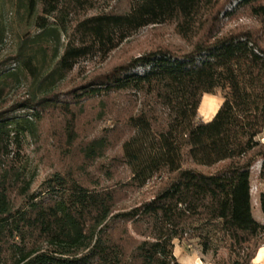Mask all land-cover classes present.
<instances>
[{"label":"trees","instance_id":"1","mask_svg":"<svg viewBox=\"0 0 264 264\" xmlns=\"http://www.w3.org/2000/svg\"><path fill=\"white\" fill-rule=\"evenodd\" d=\"M112 1L20 0L31 26L11 59L18 69L0 67V100L8 78L25 76L30 90L0 106V264H183L177 238L196 240L212 264H254L264 246L252 197L260 160L264 179V26L226 31L222 22L242 9L264 21V0ZM164 24L191 49H152L60 90L84 62L103 63ZM5 38L0 19V46ZM218 91L221 106L202 120L204 95ZM93 101L111 125L78 144V172L58 169L35 189L38 165L26 145L59 113L73 152L76 109ZM158 177L151 197L127 203ZM259 203L264 214V191Z\"/></svg>","mask_w":264,"mask_h":264},{"label":"rangeland","instance_id":"2","mask_svg":"<svg viewBox=\"0 0 264 264\" xmlns=\"http://www.w3.org/2000/svg\"><path fill=\"white\" fill-rule=\"evenodd\" d=\"M124 0L112 1V7L121 8L125 7ZM233 4H228L223 10L221 17L226 12L231 11ZM0 19L6 27V38L0 46V63L3 70L14 71L17 70V64L11 62L15 56L18 43L24 32L30 28L31 22L26 18L25 8L21 6L20 0H0ZM223 26L226 31L238 30L243 28H252L257 30L264 26V21L255 18L251 15L248 9H242L236 12L232 17L223 19ZM33 31L34 29H30ZM34 32V31H33ZM167 47L174 50L186 51L191 49V44L183 40L175 31L174 24L156 25L142 29L137 35L126 41L121 47L115 50L109 59L103 63L97 61H87L80 65L71 77L64 82L60 90L67 91L72 86L81 82L85 78L96 73L104 72L115 65L133 57L140 55L146 51ZM12 87L4 91V96L0 100L1 108H9L17 101L28 96L30 90V81L22 76L20 82H13V78H8ZM14 83V84H13ZM214 96V99L219 103L218 107L223 102L221 91L216 94H209ZM205 97V96H204ZM202 99V102L204 100ZM199 109V117L202 118L206 112L202 106ZM217 107V108H218ZM100 105L98 102H88L83 107L76 109V114L80 116L78 123L79 139L77 145L73 148V152H69L67 141L63 135L65 125V117L56 113L46 118L41 124L40 136L37 139H30L26 145V154L34 164L38 165L39 175L34 182V188L37 189L45 177L55 172L58 169L68 171L72 169L78 172L80 166V155L78 144L89 140L101 132L106 130L111 125V120L108 115H100ZM211 114L207 113V116ZM260 140L264 142V132L260 136ZM113 157V152L109 151L107 158L103 162L110 163ZM261 160L256 162L252 168V197H253V214L256 219L264 222V214L261 210L259 203V196L264 191V179L260 177ZM209 170V169H208ZM211 169L210 171H213ZM90 172L98 175L99 171L96 168H91ZM118 179H124L127 176V169L119 165L116 169ZM161 178H155L147 187L134 193L132 200L127 203L138 202L142 199L149 198L152 194L159 189ZM175 255L177 259L183 264H212V254L204 255L201 246L196 240H181L175 239ZM255 260V259H254ZM254 264H257L253 261Z\"/></svg>","mask_w":264,"mask_h":264},{"label":"bare ground","instance_id":"3","mask_svg":"<svg viewBox=\"0 0 264 264\" xmlns=\"http://www.w3.org/2000/svg\"><path fill=\"white\" fill-rule=\"evenodd\" d=\"M218 105H219V103H217V101L215 99H213L211 97H206V95H205L204 100L202 102V106L208 114L214 113L216 111ZM255 260L261 261V263L264 264V246L259 250L258 255L255 258Z\"/></svg>","mask_w":264,"mask_h":264},{"label":"crops","instance_id":"4","mask_svg":"<svg viewBox=\"0 0 264 264\" xmlns=\"http://www.w3.org/2000/svg\"><path fill=\"white\" fill-rule=\"evenodd\" d=\"M206 95V97H211V98H213L214 99V96H212V95H209V94H205ZM204 95V96H205ZM218 109H219V107L216 109V111L214 112V113H212L210 116H207V113H205L204 114V116H202V120H204V121H209V120H211L214 116H215V114L217 113V111H218ZM258 255V254H257ZM257 257V256H256ZM254 262L255 263H257V264H262L261 263V261H257V260H254Z\"/></svg>","mask_w":264,"mask_h":264}]
</instances>
